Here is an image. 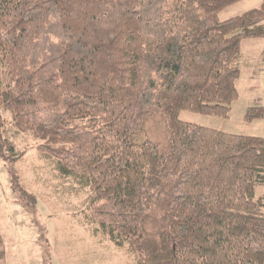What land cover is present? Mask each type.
<instances>
[{"label":"trees","instance_id":"obj_1","mask_svg":"<svg viewBox=\"0 0 264 264\" xmlns=\"http://www.w3.org/2000/svg\"><path fill=\"white\" fill-rule=\"evenodd\" d=\"M240 1L0 0V156L4 126L40 141L130 264H264V138L179 116L229 118L241 41L264 38V0L219 20Z\"/></svg>","mask_w":264,"mask_h":264},{"label":"rangeland","instance_id":"obj_2","mask_svg":"<svg viewBox=\"0 0 264 264\" xmlns=\"http://www.w3.org/2000/svg\"><path fill=\"white\" fill-rule=\"evenodd\" d=\"M261 4L262 0H242L223 9L218 18L239 16ZM240 45L239 97L229 118L185 111L179 116L217 131L264 138V120L244 119L250 108H264V38L243 39ZM153 126L163 129L157 113L150 116L147 129ZM3 137L13 142L18 157L0 156V231L5 252L0 264H130L125 249L91 235L93 225L84 218L87 192L59 174L55 162L37 150L40 141L29 133L17 135L10 126H4ZM22 189L31 200L20 195ZM256 195L264 201V187Z\"/></svg>","mask_w":264,"mask_h":264}]
</instances>
